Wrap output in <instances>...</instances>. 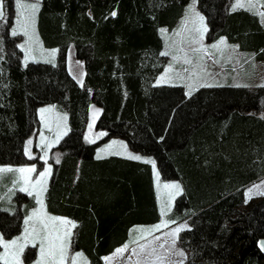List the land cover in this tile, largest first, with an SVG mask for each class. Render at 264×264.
Here are the masks:
<instances>
[{
	"label": "trees",
	"instance_id": "trees-1",
	"mask_svg": "<svg viewBox=\"0 0 264 264\" xmlns=\"http://www.w3.org/2000/svg\"><path fill=\"white\" fill-rule=\"evenodd\" d=\"M189 1L40 0L37 33L58 54L55 63L23 66L19 38L11 34L13 0H3L0 165L26 160L40 105L66 111L69 130L52 149L57 157L45 208L77 225L72 247L89 264H105L103 256L161 219L152 164L97 158L98 144L110 137L149 156L162 180L179 183L181 193L166 219L188 223L178 234L187 256L182 264H264L257 245L264 240V197L246 200L243 190L264 176V87L203 86L187 96L180 85L153 84L167 63L160 29H173ZM196 1L208 41L224 37L264 60L257 14L231 10L230 0ZM71 48L80 77L68 67ZM15 200L13 212L0 211L6 237L20 231L22 217L35 205L24 193ZM12 220L17 225L10 232Z\"/></svg>",
	"mask_w": 264,
	"mask_h": 264
},
{
	"label": "rangeland",
	"instance_id": "rangeland-1",
	"mask_svg": "<svg viewBox=\"0 0 264 264\" xmlns=\"http://www.w3.org/2000/svg\"><path fill=\"white\" fill-rule=\"evenodd\" d=\"M40 0H20L21 4L28 3H38ZM240 3L247 6L249 0H239ZM255 2V0H254ZM237 3V0H230L228 4V8L232 10L233 5ZM14 10L12 17V26L11 33L13 29H16L19 33V45L23 44L24 49L22 51L21 63L23 66L30 62H46V63H55L58 49L57 48H45L36 29V13L34 16V22L31 23L28 27V35H24L20 29V24L18 21L21 19L20 12L21 8L17 4V0H13ZM192 5V0L189 1L187 6L185 7V11L183 16L180 18L178 24L171 30L166 28L160 29V35L163 39V52H168L169 55L166 56L167 63L165 64L163 70L158 74L154 81V85H180L183 87L185 94L189 92V85H191V92L193 93L197 88L203 87V85H213V86H222V85H232V86H245L249 90H255L260 85L264 84V60L258 61L255 60L252 53L242 52L238 49L236 44L229 43L224 37H219L216 40L208 41L206 38L207 31L203 33V45L210 46L214 43H217L221 38L226 40V44L228 47L224 45L220 46V50L209 48V52L212 53L210 56H204L202 52H193V49L200 48V44L194 43V40H199L200 35L197 29L203 31L204 28H207V24L205 21V17L199 11L197 7V1L195 2V12L189 11V6ZM260 11H264V0H259L257 5ZM239 9V8H236ZM246 9V8H244ZM2 11H4L2 9ZM196 13H199L202 16L203 22L201 23L200 19L196 16ZM26 15L31 16V10L26 13ZM5 16V13H4ZM259 16V15H258ZM260 17V16H259ZM261 20V18H260ZM262 23V22H261ZM264 26V23H262ZM164 30V31H162ZM179 33V35H177ZM235 46V47H233ZM53 50H55V55H52ZM185 54L188 55L189 58L193 60L191 65H185L183 63V57ZM204 56V59L201 60L200 57ZM173 57H179L180 59L177 61L173 60ZM27 58V63L25 62ZM214 60H219V63H214ZM169 65H172V68L169 69ZM201 66L207 67V72H204L201 69ZM68 67L71 73H73L76 77H80L82 74V66L81 64L74 58L72 48L68 52ZM184 68H188V72L184 71ZM167 70V71H166ZM165 75V81L157 84V80ZM82 76V75H81ZM212 87V86H211ZM189 96V95H187ZM41 109H49L41 113ZM37 118H38V126L34 130L31 137L26 141L24 147V153L26 160L17 165H0V167H12V168H20V167H31L35 165L36 172L30 175L31 182L27 185L23 183L18 184L16 188L26 186L29 191H33V195H28L27 192H20L18 190H13V192H8V189L12 187V184L9 182V178L12 175L19 174H3L5 176V182L3 186H0V196H4L5 193H8V197L5 199H0V211H8L13 212V204H16L15 196L18 193H24L28 197H33L35 205L28 209L26 214L21 219V229L16 234H11L6 237L2 232L0 234L3 235L4 240H10L16 237H22L26 235L24 233V229L27 228L28 232H32V228L36 227L39 232V237L33 238V236H29L27 240L28 247L25 248L24 254L22 256V260L24 264H37V261L40 260V238H42L45 233L40 231V224L37 221V218H33V220L29 221L27 225L24 224V219L32 214V210L34 208H39L40 205L36 203L35 199V191L39 190V186L35 190L32 188V183L37 179L38 173L44 171L46 168L51 166V173L46 178V188L48 182L50 180L52 174V162L56 159V155L52 154V149L63 139V137L68 133V117L66 111L62 108L58 107L55 104H43L37 108ZM260 114H263L261 112ZM67 119H64V117ZM66 133V134H65ZM59 135L61 138L58 143H56V137ZM31 140V145L28 144V141ZM52 145L51 147H48ZM126 146V147H125ZM26 148L30 150L31 156L33 158H29L26 154ZM45 153H47L45 155ZM96 153L100 157L108 156V155H116L121 157L128 156V153L132 155H139L144 159H151L149 156H144L138 152L132 151L127 145L126 141L122 138L118 137H110L105 142L98 144L96 149ZM152 160V159H151ZM153 168V165H152ZM153 177H154V186L156 191V197L158 201V207L161 219L159 222L149 225L147 227L138 228L137 237L132 242H127L128 249L122 255H115V250L104 257H112V259L108 262V264H181L184 263L187 259L186 251L180 248L178 244V238H175L172 235V230L179 227L180 225L188 226L187 221L182 222H173L167 220L166 216L168 212L173 209V205L176 197H178L181 193V187L179 194H177V190L173 188H165V184H179L175 180H162L155 164V168H153ZM255 185H259V191H264V176L259 179L247 184L243 190L244 194L247 192L249 188H253L252 198L264 197L262 195L256 194ZM45 192L42 194V198L44 200ZM246 198V195H245ZM251 198V199H252ZM246 200H250L247 199ZM21 202V200H20ZM23 201L21 202V205ZM20 205V206H21ZM19 206V207H20ZM45 206V200H44ZM21 208V207H20ZM6 209V210H5ZM19 210V208H18ZM44 211L50 216L63 217L60 215H55L47 212L44 207ZM70 220L69 218H67ZM72 221V220H70ZM162 221H167V227H162L158 231H151L154 225L161 223ZM9 225L6 227L7 230L12 232L15 229L17 222L15 220L9 221ZM73 222V221H72ZM50 228H55L61 233L64 231V226L60 225L58 222L53 224L49 222ZM185 227V228H186ZM72 236L70 237V243L68 247V261L66 264H71V257L75 253H81L82 257L77 259V264H89L86 257L80 250H75L72 247ZM156 237H160V239H156ZM173 239H176L175 246L173 247ZM21 243H25L22 239ZM35 244L36 247L32 245ZM123 244V245H125ZM122 245V246H123ZM163 245V247H161ZM121 246V247H122ZM143 246V247H141ZM33 247V251L31 250ZM31 248V249H29ZM182 250L184 256L178 255V252ZM3 248L0 247V254L3 253ZM34 252V257L32 258V254ZM105 262V260L103 259ZM0 264H4L2 260H0ZM106 264V262H105Z\"/></svg>",
	"mask_w": 264,
	"mask_h": 264
},
{
	"label": "snow or ice",
	"instance_id": "snow-or-ice-1",
	"mask_svg": "<svg viewBox=\"0 0 264 264\" xmlns=\"http://www.w3.org/2000/svg\"><path fill=\"white\" fill-rule=\"evenodd\" d=\"M195 2L196 0H192V5L189 6L190 12H195ZM258 3H259V0H255V2L254 0H249V3L246 6L240 3L239 0H237V3L233 5L232 10L235 11L236 8H246V10L253 11L255 14L259 15L261 18V22L264 23V11L259 10V8L257 7ZM17 4L21 8V12H20L21 19L18 21V23L20 24V29L24 35H28V27L31 23L34 22V16H35V13L39 10V4L38 3L21 4L20 0H17ZM2 9H3V0H0V19L4 18V11H2ZM29 10H31V13H32L31 16L26 15V13H28ZM111 15L114 17L116 15V12L113 11ZM196 16L200 19L202 23L204 18L200 16L199 13H196ZM197 31L199 32L200 39L194 40L193 42L200 44V48L193 49V52H202L204 53V56H210L212 55V53L209 52V48L220 50L221 45L228 47V45L226 44V40L224 38H221L217 43H214L210 46H204L202 43L203 33L207 31V28H204L203 31H200L199 29H197ZM11 34L13 36H16L19 33L17 32L16 29H13ZM177 35H179V33H177ZM18 47L21 50L24 49L23 44L18 45ZM52 55L53 56L55 55V50H53ZM161 55L167 56L169 55V53L162 52ZM204 56H201L200 59L203 60ZM179 59H180L179 57H173L174 61H177ZM25 62L27 63V58ZM213 62L219 63V60H214ZM183 63L185 65H191L193 63V60L189 58L187 54H185V56L183 57ZM171 68H172V65H169L168 70H170ZM201 69L204 72H207L206 66H201ZM184 71L188 72V68H184ZM164 81H165V75H162L157 80V84H160L161 82H164ZM203 86L211 87L213 85L209 84V85H203ZM260 86L264 87V84ZM188 87H189V92L187 93V95L190 96L192 94L191 85H189ZM48 110L49 109H41L40 111L41 113H43ZM64 119H67V117L65 116ZM89 127L91 128V125ZM60 138L61 137L57 135L55 142L58 143ZM31 143L32 141L29 140L28 144L31 145ZM51 146L52 145H49L48 147H51ZM25 151L30 159L33 158L31 156V152L29 149L26 148ZM46 154L47 153H45V155ZM97 158L99 159L101 157L98 156ZM127 158L132 159V160H143L144 163H150L153 165V168H155V162L152 161L151 159H144L139 155H132L131 153H128ZM58 162L59 160H57V163ZM34 172H36L35 165L31 167H20V168L0 167V186H3L5 182V176L3 174H17L18 173L19 174L18 177L16 175H12L9 178V182L12 184V187L8 189V192H13V190L15 189L20 192H27L28 195L31 196L33 195V191H29L28 187L22 186L17 189L16 186L21 183H23L24 185L29 184L31 182V177L30 175H26V174H31ZM50 173H51V166L46 168L44 171L39 172L37 179L35 180L34 183H32L33 190H35L37 186H39V190L35 191V199H36V203L40 205V207L34 208L32 210V214L28 215L24 219V224L27 225L29 221L33 220V218L35 217L37 218V221L41 226L40 231L45 233V235L42 238H40V246H39L40 260L37 261V264H66V262L69 259L67 252H68V247L70 243V237L72 236V229L75 228L77 225L74 222L68 220L67 218L50 216L46 213V211H44L45 206H44V200L42 198V194L47 191L46 178L50 175ZM164 187L176 189L177 194H179V191H180L179 184H165ZM259 187H260L259 185L254 186V188L256 189V194L264 196V191H259ZM253 191H254L253 188H249L247 190V192L245 193L247 199L252 198ZM6 197H8V193H5L4 196H0V199H5ZM49 222H52L53 224L58 222L60 225H63L64 226L63 233H61L55 228H50ZM167 224H168L167 221H162L161 223L154 225L151 231H158L162 227H167ZM185 227L186 225H180L179 227L173 229L172 235L175 238H178L179 232L182 231ZM24 233L26 235H23L22 237H16V238H13L7 241H5L3 235L0 234V247H2L4 250L3 253L0 254V260H2L4 264H24V261L22 260V256L24 254L25 248L28 247V244H27L28 237L33 236V238L35 239L39 237V232L37 231L36 227H33L31 233L28 232L27 228L24 229ZM22 239L25 241V243H21ZM156 239H160V237H156ZM175 243H176V239H173V247L175 246ZM32 246L36 247L35 244H33ZM161 247H163V245H161ZM262 247H264V245H262ZM127 249H128V244H125L122 247L117 248L114 254L122 255L124 252L127 251ZM178 255L184 256L183 251L180 250L178 252ZM81 257H82L81 253H78V252L75 253L71 257V264H77V259ZM103 259L105 260L106 264H108V262L112 259V257H104Z\"/></svg>",
	"mask_w": 264,
	"mask_h": 264
},
{
	"label": "water",
	"instance_id": "water-1",
	"mask_svg": "<svg viewBox=\"0 0 264 264\" xmlns=\"http://www.w3.org/2000/svg\"><path fill=\"white\" fill-rule=\"evenodd\" d=\"M257 245H258V248L260 249L262 255L264 256V247H262V245H264V240L260 239Z\"/></svg>",
	"mask_w": 264,
	"mask_h": 264
},
{
	"label": "crops",
	"instance_id": "crops-1",
	"mask_svg": "<svg viewBox=\"0 0 264 264\" xmlns=\"http://www.w3.org/2000/svg\"><path fill=\"white\" fill-rule=\"evenodd\" d=\"M121 246H122V245H121ZM121 246H119V247H116L115 249H117V248H120ZM115 249H114V250H115ZM110 254H111V253H110ZM105 256H106V255H105Z\"/></svg>",
	"mask_w": 264,
	"mask_h": 264
}]
</instances>
